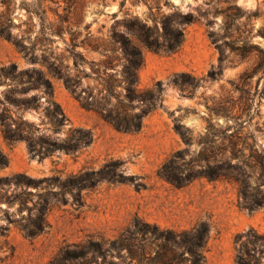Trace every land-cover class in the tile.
<instances>
[{"label": "rangeland", "instance_id": "1", "mask_svg": "<svg viewBox=\"0 0 264 264\" xmlns=\"http://www.w3.org/2000/svg\"><path fill=\"white\" fill-rule=\"evenodd\" d=\"M187 13L190 20L182 16ZM163 22L183 32L174 51L143 42L148 34L166 45ZM0 25V66L37 68L52 83L66 116L52 135L63 138L72 127L92 134L91 143L74 152L42 158L45 169L38 171L32 164L39 158L25 142L9 143L0 130L8 160L0 176L58 177L27 189L42 194H27L31 210L0 202V264H148L129 257V250L145 257L157 250L148 236L130 233L135 217L175 230L206 221L202 264H236L240 242L253 251L249 237L236 241V235L264 233V172L254 163L257 154L264 162V0H0ZM122 38L141 50L138 88L162 86L159 105L137 131L114 128L97 110L119 107L124 97ZM7 83H0V96ZM40 101L38 110L23 115L50 133L45 96ZM230 133L240 138L231 162L259 203L252 210L239 205L238 182L197 173L226 165ZM167 162L166 171L180 183L161 174ZM107 163L112 179L89 188L66 186V177ZM44 198L42 229L27 235L21 226L37 217Z\"/></svg>", "mask_w": 264, "mask_h": 264}, {"label": "trees", "instance_id": "2", "mask_svg": "<svg viewBox=\"0 0 264 264\" xmlns=\"http://www.w3.org/2000/svg\"><path fill=\"white\" fill-rule=\"evenodd\" d=\"M182 16L187 20L191 18L190 13ZM163 29L165 34L168 35L166 45L160 44L156 40H150L147 36L148 34L143 36V42L156 51L169 52L176 50L183 39L182 30L166 24V22H163ZM2 31L3 26L0 25V32ZM118 41L121 44L126 61L122 69L125 81L124 97L119 100V107L109 106L108 109L98 107L99 109L97 110L101 117L114 128L123 131H137L142 125V118L159 105L162 86L161 82L157 81L149 89L140 90L138 88L137 71L143 63L141 50L128 38H122ZM6 80L9 81L7 83L8 87L3 91V95L0 96V130L4 139L9 143L24 141L29 154L39 159L56 151L71 153L91 143L92 134L90 130L82 127H72L63 138L52 135L61 130L65 124L66 116L60 103L54 98V90L50 79L40 69H20L14 62L1 65L0 83ZM66 85L68 84L66 83ZM111 87L109 84L108 88ZM33 89H39L41 93L32 92ZM41 95L45 96L46 100L43 111L49 123L50 133L40 132L39 126L23 115L24 111L38 110L41 107ZM136 106L140 109L133 111ZM239 140L240 138L233 133L227 136V147L230 154L225 159L226 165H218L217 169L213 171L202 170L197 173H203L210 179L223 176L238 182V203L241 207L252 210L259 203L254 198V195L246 190L248 184L243 178L244 174L239 166L231 162L232 158L237 155ZM254 157L255 166L260 167L264 172V162L261 159V155L257 154ZM172 159L173 157L168 162L172 161ZM168 162L161 167V174L170 182L180 183L177 176H173V174L166 171ZM7 163V157L0 150V167L7 165ZM110 165L111 163H107L97 170H86L66 177L65 180L68 181L66 186L89 188L102 179H112L114 174L108 168ZM190 177L188 176V179ZM57 179V176L32 177L23 172L0 176V202L6 205L17 202L18 210H22V208L31 210L26 204L27 194H38V196L42 194L38 191L27 189L30 187L39 189L42 188V183L45 182L48 186ZM11 185L20 187L21 190L9 193L8 188ZM38 204L39 206L36 207L37 217L35 219L31 218V221L29 220L21 226L27 235L35 234L42 229L44 213L48 207L47 198H44L43 202ZM130 228L132 229L130 233L148 236L149 243L157 246L155 254L149 257H145V252L138 254L136 250H129L131 259L145 260V263L148 264H202L204 261L202 250L209 232V226L206 221H200L189 229L175 230L162 228L155 223H149L135 217ZM242 236L249 237L248 242L251 243L253 251L249 252L245 242H240L236 254V264H264V233H257L255 230L250 229L247 232L238 233L236 241H239ZM257 247H259V255L254 253ZM80 256L78 254L77 256L65 257L63 260Z\"/></svg>", "mask_w": 264, "mask_h": 264}, {"label": "water", "instance_id": "3", "mask_svg": "<svg viewBox=\"0 0 264 264\" xmlns=\"http://www.w3.org/2000/svg\"><path fill=\"white\" fill-rule=\"evenodd\" d=\"M45 165H46V162L43 159H37L33 161V164H32L33 168L38 171H42V169H45Z\"/></svg>", "mask_w": 264, "mask_h": 264}]
</instances>
